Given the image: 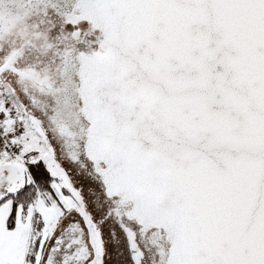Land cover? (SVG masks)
Here are the masks:
<instances>
[{
  "label": "snow or ice",
  "instance_id": "snow-or-ice-1",
  "mask_svg": "<svg viewBox=\"0 0 264 264\" xmlns=\"http://www.w3.org/2000/svg\"><path fill=\"white\" fill-rule=\"evenodd\" d=\"M0 264H264V0H0Z\"/></svg>",
  "mask_w": 264,
  "mask_h": 264
}]
</instances>
